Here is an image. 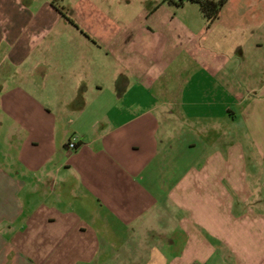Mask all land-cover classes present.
<instances>
[{
	"label": "crops",
	"instance_id": "1",
	"mask_svg": "<svg viewBox=\"0 0 264 264\" xmlns=\"http://www.w3.org/2000/svg\"><path fill=\"white\" fill-rule=\"evenodd\" d=\"M262 17L207 25L161 5L127 37L0 0V264H264L263 163L237 142L180 163L238 82L261 90L242 114L261 129ZM61 22L80 46L62 47Z\"/></svg>",
	"mask_w": 264,
	"mask_h": 264
},
{
	"label": "rangeland",
	"instance_id": "2",
	"mask_svg": "<svg viewBox=\"0 0 264 264\" xmlns=\"http://www.w3.org/2000/svg\"><path fill=\"white\" fill-rule=\"evenodd\" d=\"M39 1L43 2L45 0ZM50 2H52V0H50ZM69 4H72V8H70ZM52 5L63 14L68 13L73 19L84 26L95 23V19L102 21L105 19L106 21V18H109L111 22L118 23L123 27L121 28V32L125 31L127 37L136 33V27L139 22L150 14V11L153 12L161 5L170 6L168 3L163 2V0H56ZM222 9L224 18H237L240 19V22H248L252 16H259L260 18L264 16V0H250V3L249 0H228ZM185 11L188 12L189 16L200 17L197 4L186 3ZM262 18L264 19V17ZM105 21L104 23H106ZM262 25L264 26V23ZM95 27L98 28L97 26ZM55 28H57L56 33L58 32L57 34H60L62 37V47L64 46L65 49L69 50L71 45L80 46L79 43H75V39L72 40L75 36V31L66 23H58ZM251 48L255 49L254 47ZM259 51L260 50H258V54H264V50L261 53ZM258 87L253 89L249 87V84L238 82L234 89L236 93V96L233 95L234 98L221 97V99H219L221 104L210 108L212 116H205V119L199 122V126L207 129V131H191L189 135V139L199 142V147L187 154H180L184 158L183 162L179 160L180 163H183V165L197 163L201 162L202 159L205 162V157L209 155L208 149L214 142L216 145H221L222 147H227L237 142L242 150L241 155L249 162L250 167H257L258 164L261 166L260 161L264 165V111H255V113L257 112L263 115V120L259 124L261 129L256 130L254 134L251 133L250 127L252 124L256 123L251 121L248 125V122H246L245 118L242 116L246 108H248V111L249 108L256 110L255 106L250 104V101L253 97H256V94L261 92ZM262 108L264 109V105H262ZM262 108L260 109L262 110ZM93 109L97 111L98 107L94 106ZM226 109H230L236 114L237 119L235 121H231L230 116L226 114ZM81 123L80 120H75L73 126L80 127ZM257 127H255V129H257ZM197 129H199L198 126ZM71 137L75 136L71 135ZM74 151L75 150H71V152ZM180 155L178 154L179 158L181 157ZM160 171L161 168H156V172ZM179 171L180 170L176 169L175 173L178 174ZM259 176L260 180L257 188L259 189L261 200L255 202V205L264 203V168L259 169ZM160 208L158 209L161 210Z\"/></svg>",
	"mask_w": 264,
	"mask_h": 264
},
{
	"label": "trees",
	"instance_id": "3",
	"mask_svg": "<svg viewBox=\"0 0 264 264\" xmlns=\"http://www.w3.org/2000/svg\"><path fill=\"white\" fill-rule=\"evenodd\" d=\"M52 0V4H54ZM228 0H163V2L173 5L175 7H182L186 3H194L199 7V11L205 18L207 25L212 24L221 12L222 7ZM80 142H78L79 145Z\"/></svg>",
	"mask_w": 264,
	"mask_h": 264
},
{
	"label": "built area",
	"instance_id": "4",
	"mask_svg": "<svg viewBox=\"0 0 264 264\" xmlns=\"http://www.w3.org/2000/svg\"><path fill=\"white\" fill-rule=\"evenodd\" d=\"M66 146H67V149H68L69 151L74 150V149H76V147L78 146V141L76 140L75 137H71V138L68 140Z\"/></svg>",
	"mask_w": 264,
	"mask_h": 264
}]
</instances>
